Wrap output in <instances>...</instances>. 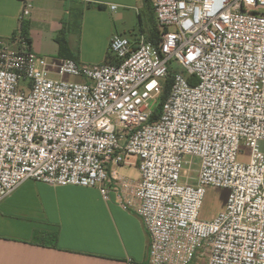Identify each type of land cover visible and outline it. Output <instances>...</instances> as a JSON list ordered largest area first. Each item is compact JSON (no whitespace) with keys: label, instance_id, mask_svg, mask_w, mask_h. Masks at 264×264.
<instances>
[{"label":"built area","instance_id":"obj_1","mask_svg":"<svg viewBox=\"0 0 264 264\" xmlns=\"http://www.w3.org/2000/svg\"><path fill=\"white\" fill-rule=\"evenodd\" d=\"M151 2L157 42L114 34L115 63L53 62L21 26L0 42V201L29 180L114 190L150 236L148 264H192L201 251L207 264H264V0ZM130 161L136 181L116 171ZM208 187L228 190L209 221Z\"/></svg>","mask_w":264,"mask_h":264},{"label":"crops","instance_id":"obj_2","mask_svg":"<svg viewBox=\"0 0 264 264\" xmlns=\"http://www.w3.org/2000/svg\"><path fill=\"white\" fill-rule=\"evenodd\" d=\"M26 3L30 50L53 62L110 64L114 34L133 46L141 36L155 40L151 0H0V42L17 33ZM63 29L66 52L56 39ZM116 171L140 177L136 161ZM150 242L141 218L121 206L114 190L105 199L97 188L29 180L0 201V264H148Z\"/></svg>","mask_w":264,"mask_h":264},{"label":"rangeland","instance_id":"obj_3","mask_svg":"<svg viewBox=\"0 0 264 264\" xmlns=\"http://www.w3.org/2000/svg\"><path fill=\"white\" fill-rule=\"evenodd\" d=\"M172 67L178 69V65L176 63H173ZM71 80L75 81V78H72ZM262 146L264 147V144H262ZM240 152L241 154L239 155V160L244 163L248 162V148H246L244 145H241ZM227 196V189H214L208 187L202 210L200 212V218L207 221L212 220L220 211L224 209ZM198 255L199 256L195 260V264H206L207 254L205 251H201Z\"/></svg>","mask_w":264,"mask_h":264},{"label":"trees","instance_id":"obj_4","mask_svg":"<svg viewBox=\"0 0 264 264\" xmlns=\"http://www.w3.org/2000/svg\"><path fill=\"white\" fill-rule=\"evenodd\" d=\"M20 26H21V37L24 38V40L29 45V49H30V40L28 39V23H27V21L22 22V24ZM154 26H155V30H156L155 21H154ZM154 32H155L154 42L156 43L157 42V35H156L157 31H154ZM56 39H57V42L59 44L60 51L61 52L62 51H64V52L68 51V45H67V40H66L64 29L61 30L57 34ZM69 57H71V56H69ZM112 63H115L114 59H113ZM172 74H173L172 71H170L165 82H164V84H163V93L159 98V102L154 106V112H153L152 117H151L152 121L159 118L161 106H162L163 102L166 100V97H167V95L170 91V87L172 85V77H173ZM188 79H189V82L191 85L195 84L196 80L194 77L191 76Z\"/></svg>","mask_w":264,"mask_h":264}]
</instances>
